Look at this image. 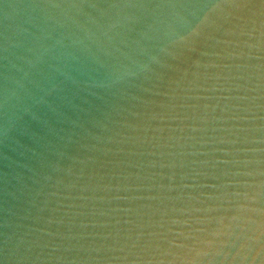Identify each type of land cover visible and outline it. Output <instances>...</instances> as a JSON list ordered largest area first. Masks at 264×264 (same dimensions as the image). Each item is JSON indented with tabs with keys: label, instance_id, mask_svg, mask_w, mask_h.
Wrapping results in <instances>:
<instances>
[{
	"label": "water",
	"instance_id": "water-1",
	"mask_svg": "<svg viewBox=\"0 0 264 264\" xmlns=\"http://www.w3.org/2000/svg\"><path fill=\"white\" fill-rule=\"evenodd\" d=\"M0 264H264V0H0Z\"/></svg>",
	"mask_w": 264,
	"mask_h": 264
}]
</instances>
